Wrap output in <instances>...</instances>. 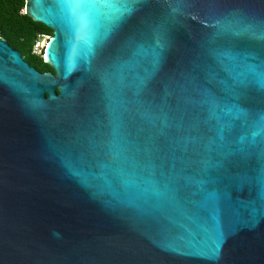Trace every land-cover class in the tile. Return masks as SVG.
Wrapping results in <instances>:
<instances>
[{"label": "water", "instance_id": "water-1", "mask_svg": "<svg viewBox=\"0 0 264 264\" xmlns=\"http://www.w3.org/2000/svg\"><path fill=\"white\" fill-rule=\"evenodd\" d=\"M0 32V264H264V0H27Z\"/></svg>", "mask_w": 264, "mask_h": 264}, {"label": "trees", "instance_id": "trees-1", "mask_svg": "<svg viewBox=\"0 0 264 264\" xmlns=\"http://www.w3.org/2000/svg\"><path fill=\"white\" fill-rule=\"evenodd\" d=\"M26 1L0 0L1 37L20 50L25 59L40 71L52 70L45 62L44 55L34 52V47L42 34L52 35L53 29L25 13Z\"/></svg>", "mask_w": 264, "mask_h": 264}, {"label": "rangeland", "instance_id": "rangeland-1", "mask_svg": "<svg viewBox=\"0 0 264 264\" xmlns=\"http://www.w3.org/2000/svg\"><path fill=\"white\" fill-rule=\"evenodd\" d=\"M51 35L49 34H42L40 39L38 40L37 42V46H39V48H35V51L37 54H40V55H45V53H43L44 51V48H45V45L48 41V38L50 37ZM34 51V52H35Z\"/></svg>", "mask_w": 264, "mask_h": 264}, {"label": "built area", "instance_id": "built-area-1", "mask_svg": "<svg viewBox=\"0 0 264 264\" xmlns=\"http://www.w3.org/2000/svg\"><path fill=\"white\" fill-rule=\"evenodd\" d=\"M37 42H38V41H37ZM37 42H36V44H37ZM36 44H35V47H34V51H35V48H39V46H37ZM35 52H36V51H35Z\"/></svg>", "mask_w": 264, "mask_h": 264}, {"label": "flooded vegetation", "instance_id": "flooded-vegetation-1", "mask_svg": "<svg viewBox=\"0 0 264 264\" xmlns=\"http://www.w3.org/2000/svg\"><path fill=\"white\" fill-rule=\"evenodd\" d=\"M49 71L55 72V71L53 70V68H52V70H49Z\"/></svg>", "mask_w": 264, "mask_h": 264}, {"label": "clouds", "instance_id": "clouds-1", "mask_svg": "<svg viewBox=\"0 0 264 264\" xmlns=\"http://www.w3.org/2000/svg\"><path fill=\"white\" fill-rule=\"evenodd\" d=\"M43 53H44V51H43Z\"/></svg>", "mask_w": 264, "mask_h": 264}]
</instances>
